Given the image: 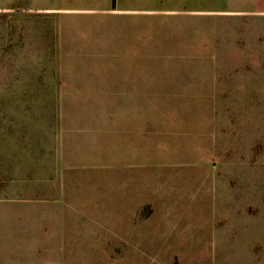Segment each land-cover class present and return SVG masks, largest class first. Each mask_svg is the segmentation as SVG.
<instances>
[{
	"label": "rangeland",
	"instance_id": "obj_1",
	"mask_svg": "<svg viewBox=\"0 0 264 264\" xmlns=\"http://www.w3.org/2000/svg\"><path fill=\"white\" fill-rule=\"evenodd\" d=\"M11 1L0 264H264V0L86 21Z\"/></svg>",
	"mask_w": 264,
	"mask_h": 264
},
{
	"label": "crops",
	"instance_id": "obj_2",
	"mask_svg": "<svg viewBox=\"0 0 264 264\" xmlns=\"http://www.w3.org/2000/svg\"><path fill=\"white\" fill-rule=\"evenodd\" d=\"M210 1L206 4V0H199L198 8L193 12L211 16L213 10H222L221 6L217 8L218 0H213L217 3L214 7ZM11 5L19 17L20 14L35 13L47 18L78 21L103 16L162 20L164 12L173 11L165 10L164 0H12Z\"/></svg>",
	"mask_w": 264,
	"mask_h": 264
}]
</instances>
